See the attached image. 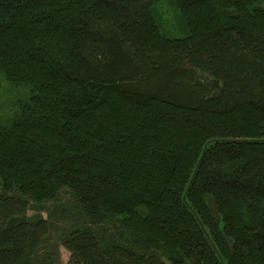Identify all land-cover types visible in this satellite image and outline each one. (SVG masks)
<instances>
[{
  "label": "trees",
  "instance_id": "obj_1",
  "mask_svg": "<svg viewBox=\"0 0 264 264\" xmlns=\"http://www.w3.org/2000/svg\"><path fill=\"white\" fill-rule=\"evenodd\" d=\"M164 1L0 0V264H264V0Z\"/></svg>",
  "mask_w": 264,
  "mask_h": 264
},
{
  "label": "rangeland",
  "instance_id": "obj_2",
  "mask_svg": "<svg viewBox=\"0 0 264 264\" xmlns=\"http://www.w3.org/2000/svg\"><path fill=\"white\" fill-rule=\"evenodd\" d=\"M160 11L162 12L161 18L159 17L160 27L165 33L175 36L177 35L180 36L185 34V31L182 30L180 26V22L176 18L175 9L171 5L170 0H165L164 2L161 3ZM69 198H70L69 194L63 192L60 196L59 202L68 203ZM53 205L54 204L49 205V207L52 209ZM29 213L30 214L34 213V211L31 210L29 211ZM42 213L44 216H47L46 210H43ZM60 250H61L62 263L65 264L69 260L70 252L64 246H61Z\"/></svg>",
  "mask_w": 264,
  "mask_h": 264
}]
</instances>
